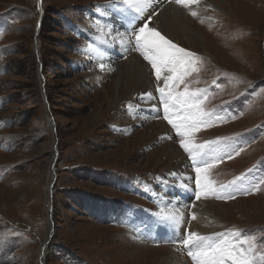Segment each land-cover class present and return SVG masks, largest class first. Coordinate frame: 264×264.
Masks as SVG:
<instances>
[{
    "label": "rangeland",
    "instance_id": "1",
    "mask_svg": "<svg viewBox=\"0 0 264 264\" xmlns=\"http://www.w3.org/2000/svg\"><path fill=\"white\" fill-rule=\"evenodd\" d=\"M206 1L179 4L207 38L196 49L177 45L194 57L171 90H203L207 114L192 133L190 155L165 118L158 88L168 73L157 80L135 49L134 31L111 6L123 0H0V264H154L151 256L133 259L143 243L196 264L188 252L197 248L182 241L204 200L220 202L226 217L218 231L232 236L245 227L225 242L253 241L257 255L264 252V0H215L219 8ZM132 16L125 20L134 22ZM131 54L149 67L153 111L142 95L108 110L116 65ZM167 115L179 122L188 111L170 103ZM142 133L151 140L136 145ZM171 141L186 158L178 168L191 175L189 201L179 193L189 221L182 235L159 214L163 206L152 191L170 192L155 178L181 181L174 169L171 176L164 171V155L153 158ZM203 155L217 194L197 199Z\"/></svg>",
    "mask_w": 264,
    "mask_h": 264
},
{
    "label": "bare ground",
    "instance_id": "2",
    "mask_svg": "<svg viewBox=\"0 0 264 264\" xmlns=\"http://www.w3.org/2000/svg\"><path fill=\"white\" fill-rule=\"evenodd\" d=\"M152 4H153V8L146 10L143 15L136 13L135 10L132 8H126L127 5L124 3L119 4L118 6L111 4V6L117 9L123 24L129 23L128 25L130 26V29L134 31L135 35L138 33L139 28L143 26L144 23L147 22L150 27H156V29L161 34H163L166 39H170L176 45H182L191 49H196V48H200L202 45L205 44L204 41L205 42L207 41L206 36L202 35L198 30H195V28L192 25L191 18L189 16H186L185 8H182L179 4H177L175 0L173 1L152 0ZM202 5L206 7L208 6L213 8L214 7L219 8L215 0L206 1ZM161 8L163 9L161 10ZM153 10L155 12L154 15L156 16L152 15V18L150 20L151 22L149 23V21L146 20V17L148 16L149 12H152ZM132 15H134L135 17L133 18V20L136 21V19L138 18L141 20V22L140 20L137 22L135 21L131 22V20L130 21L125 20V19L128 20L129 17H133ZM136 23L138 26H136ZM134 26L135 28L137 27L138 29L137 28L135 29ZM108 45H109L108 47H110L111 49L114 48V46H112L113 43H108ZM94 50L100 55L101 52L99 53L100 51L99 47H94ZM127 52L129 53V51ZM204 53L211 55V53H209L206 50H204ZM148 73H149L148 65L140 61L139 55L137 56L136 54L134 55L131 54V56L128 57L126 61L122 63H117L116 75H115L116 87L111 94L107 93L106 95L108 110H111L114 107L121 108L122 102L124 100H132L136 96L139 95L144 96L145 93H149L151 88H150V81L148 80V78H146V74ZM121 84H125L123 89L120 88ZM104 89L106 91V89H108L107 86H104ZM151 96L153 95L151 94ZM146 99L147 102L149 103L146 105L144 104V107L148 108L149 110L151 109V111H153L154 107L156 108L155 103L153 102L152 98H146ZM124 127H126V125ZM160 130H161L160 132H163L162 128H160ZM164 133H166V129ZM156 135H159V133L157 132L155 136ZM150 140L151 138H149L145 133H142L137 138L135 144L140 146L146 145L147 143L150 142ZM207 148L210 149L211 146H207ZM160 155L165 156L166 160L164 161L163 165H164V171L167 173V175L171 176L170 171L174 169L176 174L174 178L177 177L181 179V182L171 181V183H167L164 180H159V178H155L156 181H159V183L166 185L169 184L170 192L168 190L167 193L165 194L161 192L158 193L156 191L157 189L156 187H153L152 191L154 192V195L159 199V202L163 206L161 207L159 214L162 213L163 214L162 218L165 219L167 224L170 227L173 226V228H175L176 230L178 229L181 232L178 234L181 235L183 231L180 230L181 227L187 226L186 224H188L189 221L187 220L186 223V219H185L186 206H184L185 203H181L182 199L179 197V193L183 192L182 189H184L185 188L184 186L187 185L186 180L189 177L187 175H184L185 172L182 174V172L180 171L181 169H179L178 166L182 165L185 162L186 158L181 153L179 148L174 144L173 141L168 142L165 149L161 153L158 154L155 153V155L153 156V158L156 159L155 161H158L160 159L159 157ZM50 175L55 176L56 174H53L52 171H50ZM172 185L173 187H171ZM47 189L52 190L49 183ZM219 204L220 202H215L213 200L212 201L204 200L196 203L195 206V212L197 213L195 215L196 218L195 219L192 218V221L190 222L189 230L191 232H196L199 235L208 238L209 235L215 236L214 232H217L218 229H215L214 226L224 223L226 217L224 212L220 209ZM172 216H179L180 222L176 223L173 219H170V217ZM159 223L161 225V222ZM158 225H159L158 222H156L152 226L156 227ZM170 229L172 230V228ZM208 242H211V244H213V242L210 239L209 240L207 239L206 241L203 242V245H207ZM144 244L145 243L139 244L138 246H136V249L133 252H131L133 259L135 258V259L143 260L144 257L148 258L149 256H151L153 258V260L151 261H153L154 264H187V262L182 258V256L180 257L178 253L176 254L170 250H165L161 248H154L155 246L154 247L144 246ZM45 249H46L45 245H41V249L39 251L40 259L41 257L44 256ZM150 250L151 252H148Z\"/></svg>",
    "mask_w": 264,
    "mask_h": 264
},
{
    "label": "snow or ice",
    "instance_id": "3",
    "mask_svg": "<svg viewBox=\"0 0 264 264\" xmlns=\"http://www.w3.org/2000/svg\"><path fill=\"white\" fill-rule=\"evenodd\" d=\"M129 8L135 10L136 13L143 15L146 10L153 8L152 0H123ZM177 4L185 3V0H175ZM154 10L149 12L146 20L150 21ZM192 15H196L195 12ZM135 49L140 52L144 60H146L155 71L157 80L162 78V73L167 72L168 75L163 76L164 86L159 87L161 100L164 103L165 118L177 130V134L181 137L180 146L186 152L192 153V133L198 130L199 125L203 123L202 117L207 115L200 109V95L203 90L189 92L187 87L183 92L173 93L171 88L176 87L178 83L183 82L184 75L189 70L193 53L187 52L184 48L178 47L170 39H166L156 28L150 27L148 23H144L135 35ZM103 67V65H101ZM167 90V91H166ZM145 98H150V93L144 94ZM170 103L181 109L188 111V115L181 117L179 122L170 118L167 113ZM203 147V146H199ZM203 166H197V199L200 195L207 196L209 193L216 195L217 190L213 186L211 180L207 179L206 174L212 166L207 160L200 161ZM203 174V182H202ZM227 198H231V194ZM195 219V215L192 217ZM176 223L180 222L179 216H172ZM208 237L201 236L196 232H190L186 239L182 241L185 246H195L197 251H189L188 255L192 257L196 264H264V252L257 255V249L253 246V241L245 240L238 244L224 245H203ZM247 244L245 248L243 245Z\"/></svg>",
    "mask_w": 264,
    "mask_h": 264
}]
</instances>
